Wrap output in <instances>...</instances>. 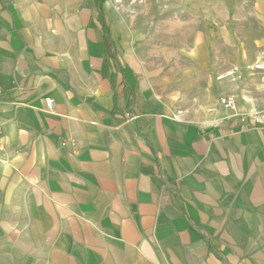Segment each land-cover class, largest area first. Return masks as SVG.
Wrapping results in <instances>:
<instances>
[{"label": "crops", "instance_id": "1", "mask_svg": "<svg viewBox=\"0 0 264 264\" xmlns=\"http://www.w3.org/2000/svg\"><path fill=\"white\" fill-rule=\"evenodd\" d=\"M122 15L0 0V264H264V113L171 112Z\"/></svg>", "mask_w": 264, "mask_h": 264}, {"label": "rangeland", "instance_id": "2", "mask_svg": "<svg viewBox=\"0 0 264 264\" xmlns=\"http://www.w3.org/2000/svg\"><path fill=\"white\" fill-rule=\"evenodd\" d=\"M134 30L142 77L170 111L208 119L221 98L264 113V0H112ZM238 104V103H237ZM210 112V111H209Z\"/></svg>", "mask_w": 264, "mask_h": 264}, {"label": "built area", "instance_id": "3", "mask_svg": "<svg viewBox=\"0 0 264 264\" xmlns=\"http://www.w3.org/2000/svg\"><path fill=\"white\" fill-rule=\"evenodd\" d=\"M254 68H256L258 70H264V43L262 45V52H261L260 58L255 63ZM221 103L223 104V106L225 108H227L231 111L236 110L235 98L232 95L223 96L221 98ZM53 106H54L53 100L47 99L45 101V107L47 110H52ZM125 115L128 119L133 118V115L129 111H126Z\"/></svg>", "mask_w": 264, "mask_h": 264}]
</instances>
